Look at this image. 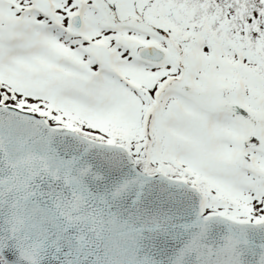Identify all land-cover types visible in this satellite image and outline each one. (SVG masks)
Returning <instances> with one entry per match:
<instances>
[{"label": "snow or ice", "instance_id": "6c2138e0", "mask_svg": "<svg viewBox=\"0 0 264 264\" xmlns=\"http://www.w3.org/2000/svg\"><path fill=\"white\" fill-rule=\"evenodd\" d=\"M0 264H264V0H0Z\"/></svg>", "mask_w": 264, "mask_h": 264}]
</instances>
